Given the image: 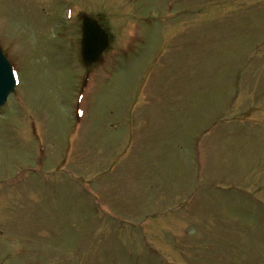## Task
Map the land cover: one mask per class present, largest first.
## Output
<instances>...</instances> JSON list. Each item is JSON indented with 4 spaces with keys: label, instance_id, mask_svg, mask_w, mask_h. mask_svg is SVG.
Wrapping results in <instances>:
<instances>
[{
    "label": "rangeland",
    "instance_id": "rangeland-1",
    "mask_svg": "<svg viewBox=\"0 0 264 264\" xmlns=\"http://www.w3.org/2000/svg\"><path fill=\"white\" fill-rule=\"evenodd\" d=\"M168 1L177 12L161 20ZM178 1L0 0L20 83L0 110V264H161L149 245L169 264H264V199L239 196L264 193V0ZM73 3L112 36L87 71L76 24L49 28ZM234 96L236 116L254 106L255 119L207 136L204 177L200 132ZM133 106L152 127L139 140Z\"/></svg>",
    "mask_w": 264,
    "mask_h": 264
},
{
    "label": "water",
    "instance_id": "water-1",
    "mask_svg": "<svg viewBox=\"0 0 264 264\" xmlns=\"http://www.w3.org/2000/svg\"><path fill=\"white\" fill-rule=\"evenodd\" d=\"M107 45L105 34L102 32H94L92 35L87 36L86 44L82 49L81 52V59L83 63L90 64L95 60L97 55L105 48ZM7 64L0 59V70L2 72L7 73L8 68L6 67ZM5 76V75H4ZM4 78L0 77V85L4 84ZM7 88L10 89V85H7ZM5 94V92H4Z\"/></svg>",
    "mask_w": 264,
    "mask_h": 264
}]
</instances>
